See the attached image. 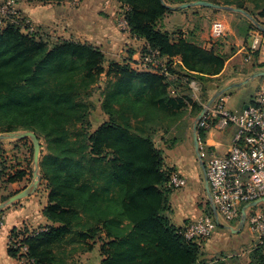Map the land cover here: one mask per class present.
Returning <instances> with one entry per match:
<instances>
[{
	"label": "trees",
	"instance_id": "1",
	"mask_svg": "<svg viewBox=\"0 0 264 264\" xmlns=\"http://www.w3.org/2000/svg\"><path fill=\"white\" fill-rule=\"evenodd\" d=\"M117 1L120 7H129V34L145 42L140 56L157 50L170 77L139 71L131 60L110 61L105 68L103 52L87 43H48L41 37L33 39L36 32L21 34L14 24L0 28V132L28 130L43 139L46 154L39 158V168L48 189L43 215L50 222L31 234L25 227L14 228L7 248L12 258L24 257L31 264H69L72 249L65 255L61 247L66 239L70 244L90 240L86 251L99 242L100 264L196 262L200 246L186 241L180 234L183 226H173L166 216L172 192L166 187L169 167L153 135L160 121L175 122L186 106L175 93L178 87L189 88L182 78L190 81L202 72L217 75L225 59L212 48L173 40L157 27L172 11L169 4L190 0ZM251 1L260 5L258 14L264 19V0ZM57 51L53 59L50 55ZM175 58L179 72L170 68ZM102 75H107L101 102L107 120L92 130L91 104L82 97ZM202 132L197 131L198 137ZM3 166L0 181L5 185L25 175ZM8 196L1 195L0 202ZM208 211L204 214L212 215ZM19 234L26 236L15 246ZM177 251L187 254L185 262L172 260ZM259 264H264L262 255Z\"/></svg>",
	"mask_w": 264,
	"mask_h": 264
},
{
	"label": "crops",
	"instance_id": "2",
	"mask_svg": "<svg viewBox=\"0 0 264 264\" xmlns=\"http://www.w3.org/2000/svg\"><path fill=\"white\" fill-rule=\"evenodd\" d=\"M16 8L19 11V14L32 24L35 32L44 40L52 43L58 40H71L74 42L87 43L94 47H98L105 55V58H115L116 62L127 60L133 62L136 61L140 56L141 48L145 45L144 40L136 39L135 37H132L129 32H122L119 30L117 26V13L120 10V6L117 0H62L51 2L21 0L17 3ZM198 8L210 11L217 10L205 6H199ZM188 12L193 13L201 11L188 8L178 9V12L175 13H182V18L178 17L179 19L181 18V21H184L182 22V25H187V20H184V16H186L185 14H192ZM168 15L169 14H166L161 20L165 26V29H160L161 31L169 30L168 27L170 25H167L168 19H166V16ZM214 15L221 19L226 17L225 15H220L218 13H215ZM230 30H232L231 32L234 36L236 35L234 43L237 46L244 44L243 37L240 35L238 36L235 33V30L231 28ZM259 30L264 32L261 28ZM239 51L240 49H237V52ZM118 59H121V61ZM175 61L179 62V58H175ZM254 62L256 64L264 63V55H257L254 57ZM257 69L259 72H262L264 71V66H257ZM262 77L264 76L256 77L254 79L251 77H244L241 81H238V83H233L235 81L232 80L237 79L233 76L226 80V87L242 83L246 79L248 80L242 85L232 87L229 89L230 91L233 89L239 91L246 88L250 82L256 81L255 86L251 85L248 98L242 100L241 107L236 108V110L243 109L244 106L250 102L255 90L261 86L259 84V79ZM221 89H223V87H221L220 90ZM214 92L216 91H213V94ZM172 95L175 94L173 93ZM228 100L229 97H227L226 104ZM206 131L208 135L206 138V144L209 149L215 150L220 154L224 153L230 144L222 147L213 139L214 131L216 132L218 130L211 129ZM210 140L213 142L212 144L208 143ZM17 141L22 144H26L27 142L26 139ZM157 148L162 150L163 161L166 167H172L177 163L175 162V159H172L168 155L163 147ZM27 156L28 153L26 155V150L23 154H16L12 157L9 156V159L7 160L8 163L5 164L8 166L7 171L14 173L16 170H23L25 175L19 181L7 183L5 185V191L1 192V195H9V198L26 188L31 183L33 177L32 172L30 173L29 168L26 165ZM182 174L184 175V173ZM195 196V194L182 195L179 194L177 190L172 191L169 194L166 216L168 217L170 224L175 227H181L204 214L200 205L198 206L195 203ZM47 203L48 189L40 178V181L33 192L9 205L0 213V264H31L24 257L12 258L8 255L7 248L10 241V234L14 228L19 229L25 227L29 231V234L41 231L43 228L45 229V227L50 224L43 215V209ZM232 224L221 219L217 221L214 233L209 239L199 245L200 252L195 264H259L256 259V254L253 251L254 249L251 250V245L243 239V228L236 229V226ZM237 226L242 227L240 223L237 224ZM25 252L26 250L21 248V253L25 254ZM102 258L103 257L101 256L98 262L99 264L101 263Z\"/></svg>",
	"mask_w": 264,
	"mask_h": 264
},
{
	"label": "rangeland",
	"instance_id": "3",
	"mask_svg": "<svg viewBox=\"0 0 264 264\" xmlns=\"http://www.w3.org/2000/svg\"><path fill=\"white\" fill-rule=\"evenodd\" d=\"M173 1V0H168ZM176 1V0H175ZM189 1V0H185ZM197 0H190L189 2H193ZM210 3H214L221 6L226 7H235L238 8V6H241L243 10H245L247 13H252V18L256 22L257 26L261 27L262 30H264V19L261 18L258 14L259 11V4L253 3L251 0H202ZM2 3V0H0V4ZM188 3V2H187ZM172 8V11L169 13L168 16H166L167 25H170L168 27L169 30L165 31L168 33L171 39L173 40H187L192 41L194 44L192 45H201L202 47L206 49H213L215 53L221 55L226 63L221 69V72L218 75H211L209 73L202 74L205 72H202L200 75H197L195 79H192L193 81L197 82L199 84L198 90L193 91L188 85L187 87H178L177 89L180 97H183V103L186 105L183 107L179 112V117L175 122L169 123L167 121H160L155 126V132L153 135L154 144L157 147H163L168 155L175 159L177 162L175 165H173V168H176L181 173H184V176L186 177V185L185 187L177 190L179 194H195V203L200 207L201 210H206V212H209L210 209L206 202H207V196L204 190V181H203V175L202 171L199 165V161L197 159V156L194 151L193 141H192V126L194 124L195 118L198 115V113L203 109L204 105H206L212 97L220 91V88L226 87L227 84L226 80L229 77H235L237 79L232 80L235 81L233 83H238V81H241L244 77L250 78L251 75H253L256 72H259L257 69V64L254 62V58H251L250 60L245 59V52L247 51V43L249 42L250 38L259 33V28L247 17H245L243 14L238 12H232L228 10H221L217 9L214 11H210L203 8H198L199 6H194L192 8H188L191 10H199L201 12H188L192 14H185L186 16L184 20H187V25H182L181 21V14H177L175 12H178L177 6L180 4L174 3L169 4ZM245 8V9H244ZM218 13L220 15H225V18H218L214 14ZM178 17H181L180 19ZM221 20L222 23H224L228 28L229 31L227 35L217 38V37H211L210 36V28L212 23L215 20ZM8 24V22H0V28L2 29ZM19 27V32L23 35H26V31L22 29L20 24H14ZM249 25H252L253 28H250ZM157 27L159 29H165L164 24L161 22V20L158 22ZM238 30L240 35L244 39V46L241 48L240 45H236L234 42L236 40V35L231 32L232 30ZM34 33V32H32ZM28 33V34H32ZM260 34V33H259ZM35 38L40 37L38 33L34 34ZM182 36H184L182 38ZM52 43V42H48ZM237 49L240 51L237 52ZM58 54L57 52L52 53L50 55L53 59H55ZM121 61V59H118ZM110 61H115V58L112 59L111 57H106L104 62V67L106 68ZM135 62L131 61V66H135ZM170 68L173 71L179 72L178 62L172 60ZM107 75L100 76L99 80L95 84L94 88L87 90V94L84 95L82 98L86 101H89L91 104V107L89 109L88 119L91 123V129H95L99 124H101L104 120H107V116L104 114V112L101 109V102L103 100L102 90L104 87V83L106 81ZM201 83V86H200ZM232 83V82H230ZM259 84L264 85V77L259 79ZM224 85V86H223ZM251 85L255 86L256 81H252L249 83V85L246 86V88H243L239 91L233 90H227L225 91V96L229 97V100L227 101L226 106L229 109H236L240 108L242 105V100H245L248 98V93L251 89ZM175 88V87H174ZM172 87V89H174ZM190 89V90H189ZM237 89V88H236ZM213 91L214 92L213 94ZM174 92V90H173ZM172 93V92H171ZM177 94V95H178ZM244 106V105H243ZM242 106V108H243ZM200 109V110H199ZM199 110V112H198ZM6 132H0V134H4ZM198 137V133H197ZM208 137L207 131L203 130L202 134H200V137H198L199 142V149L201 154V160L203 163L207 161L209 158L210 149L207 146L206 138ZM213 139L220 144V146L225 147L230 144L231 141V130L230 128H227L225 131H214ZM41 142V152L40 157L44 154H46V150L44 149V141L43 139H39ZM26 144L19 143L17 140H2L0 142V167L5 168L3 164L8 163L7 160L9 159V156H14L16 154L20 155L23 154L26 150V155L28 153L27 159H26V165L29 168L30 173L33 170V164H32V145L31 141L27 138ZM201 141V143H200ZM209 144H212L213 142L210 140L208 142ZM173 156H172V155ZM178 167V168H177ZM38 172L40 173V168L38 166ZM4 182L0 181V196L1 192L5 191V184ZM176 191V190H173ZM3 195V194H2ZM4 201V200H3ZM1 201V202H3ZM0 202V203H1ZM211 210V209H210ZM212 212V210H211ZM188 222V221H187ZM232 225L236 226V229H242L243 228V239L246 240L251 245V250H253L256 254V259L258 263H261V253L260 250L257 248V243L254 235L248 230L247 226L245 224L242 225V227L237 226L236 223H233ZM91 241L88 240L85 243L77 244V243H68L66 239L61 243V247L64 249L62 253L67 252L69 250L70 254L68 257V263L69 264H99L100 259V253H99V243L96 242V244H93L91 251H86V248L88 245H90ZM61 249V248H60ZM66 255V253H65ZM187 254L184 252L177 251L174 253L172 260L175 262H185L186 261Z\"/></svg>",
	"mask_w": 264,
	"mask_h": 264
},
{
	"label": "built area",
	"instance_id": "4",
	"mask_svg": "<svg viewBox=\"0 0 264 264\" xmlns=\"http://www.w3.org/2000/svg\"><path fill=\"white\" fill-rule=\"evenodd\" d=\"M20 1L2 0L0 22L22 24V29L27 33L35 32L32 24L16 8ZM128 9L127 5H123L117 13V26L122 32L129 30L126 20ZM228 31L229 28L221 20H215L210 28V36L220 38L227 35ZM257 55H264V34L253 35L247 43L245 59L250 60ZM135 64L134 68L139 71L170 77L166 60L157 50L139 56ZM182 81L193 91L198 90L197 82L188 81L187 77H183ZM226 100L225 92L217 95L209 105H204V113L196 121L197 131H224L230 128L232 132L226 151L220 154L211 150L204 163L210 201L215 207L216 216L213 212L212 215L202 214L185 224L180 234L186 241L201 245L214 233L219 219L239 224L244 210V224L254 235L264 261V85L255 90L247 108L229 109ZM167 171V188L173 191L185 187L187 181L180 171L173 167ZM254 202L256 204L252 206ZM25 236L19 234L13 240L15 246L20 245ZM21 248L26 250L25 246Z\"/></svg>",
	"mask_w": 264,
	"mask_h": 264
},
{
	"label": "water",
	"instance_id": "5",
	"mask_svg": "<svg viewBox=\"0 0 264 264\" xmlns=\"http://www.w3.org/2000/svg\"><path fill=\"white\" fill-rule=\"evenodd\" d=\"M193 6H205V7H209V8H215V9H221V10H228V11H232V12H238L243 14L245 17H247L249 20H251L256 26V22L254 21V19L252 18V16L247 13L245 10L240 9V8H235V7H226V6H221V5H217L214 3H210V2H206V1H202V0H197V1H193V2H188V3H182L180 5L177 6L178 9H185V8H190ZM259 29L261 27L257 26ZM260 76H264V71L262 72H258V73H254L253 75H251V78L254 79L256 77H260ZM248 80L246 79L245 81H243L242 83L239 84H234V85H230L224 89H221L219 92H217L212 99H210V101L207 103V105H209L217 95L224 93L225 91L231 89L232 87H237L239 85H242L244 83H246ZM244 108H247V106H244ZM204 113V109H202L198 115L195 118L194 124L192 126V141H193V146H194V151L195 154L197 156V159L199 161V165L202 171V175H203V181H204V190L208 199V202L210 204L211 210L213 212V215L216 216V212H215V207L214 205L211 203L210 201V194H209V188H208V182L205 176V168H204V163L201 160V154H200V149H199V142H198V137H197V128H196V121H198L201 116ZM29 139L31 141V145H32V164H33V170H32V181L31 183L24 188L23 190L15 193L14 195L10 196L8 199H6L5 201L0 203V213L9 205L13 204L14 202L28 196L31 192H33L39 181H40V174L38 172V166H39V158H40V151H41V142L38 139L37 135L32 132V131H12V132H6L4 134H0V142L2 140H22V139ZM256 203H252L251 205H255ZM244 220H245V212L244 210L242 211V216H241V221H240V225L242 226L244 224Z\"/></svg>",
	"mask_w": 264,
	"mask_h": 264
}]
</instances>
